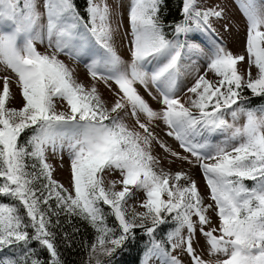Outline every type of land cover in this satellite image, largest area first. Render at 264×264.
<instances>
[{"label": "snow or ice", "instance_id": "1", "mask_svg": "<svg viewBox=\"0 0 264 264\" xmlns=\"http://www.w3.org/2000/svg\"><path fill=\"white\" fill-rule=\"evenodd\" d=\"M237 3L246 19V55L234 54L212 27L213 19L225 17L219 5L180 0V18L166 23L167 0H129V63L113 47L122 22L113 27L108 0H85L82 10L74 0H43V12L37 0H0V65L15 77L0 75V264H65L57 230L71 247L64 224L72 225L73 217L94 233L90 244L85 241L86 264H115L138 235L148 237L141 264L153 258L184 264L173 254L177 249L191 264H264V108L258 115L245 107L251 98H264V2ZM223 28L229 31L228 24ZM198 34L215 39L205 71L194 70L182 101L181 60L185 49L203 51L194 42ZM61 55L83 58L92 83L78 81ZM97 82L114 96L111 103ZM12 84L20 107L10 106ZM138 85L157 100L159 110ZM241 114L245 123L237 125ZM157 121L187 155L153 131ZM154 144L167 155H154ZM49 149L60 167L67 154L69 188L54 179ZM164 161L198 167L210 202L190 172H173ZM114 174L117 179H107ZM138 192L142 211L129 203ZM210 213L217 217L215 225ZM78 231L72 225V232ZM197 231L209 259L193 246Z\"/></svg>", "mask_w": 264, "mask_h": 264}, {"label": "rangeland", "instance_id": "2", "mask_svg": "<svg viewBox=\"0 0 264 264\" xmlns=\"http://www.w3.org/2000/svg\"><path fill=\"white\" fill-rule=\"evenodd\" d=\"M204 6L210 7L213 5H219L221 8L225 10V17L221 20L213 19L212 21V27L216 30V33L223 39V41L226 43L227 47L234 53V54H241L245 53V41H246V19L244 15L242 14L237 0H203ZM261 2H264V0H261ZM109 5L114 10V19H113V27H116V23L122 22L121 27L114 31L113 33V47L115 48L117 54L121 56V58L125 62L131 61V55L129 52V40L130 36L126 35L129 31L128 26V6H129V0H108ZM37 8L39 11L43 12V0H37ZM42 23L46 22L42 18ZM228 24L229 25V31L225 32L223 25ZM183 39V37H181ZM215 37L211 34L204 35V34H198L195 43L199 45L203 51H197L196 49H193L192 51H188L185 49V54L182 57L181 64H182V72L184 73L181 78L180 82V92L178 95L183 100H186L187 97L184 95L185 89L187 86H190L193 82V72L196 68H199L200 72L203 73L205 71L206 67V54L209 52V49L213 43V40ZM190 42H193L191 40V37L189 38ZM38 50L43 52L45 50V46L37 44ZM246 55V53H245ZM61 59L65 60L66 63L69 64L70 67L75 68V76L78 79V81L83 82L85 85H90L92 83L90 77L88 76L87 69L85 67V60L82 58L80 61H74L70 60L68 57L61 55ZM238 67L243 70L247 67V61L242 62ZM256 69L252 68V74L255 75ZM0 75H11L13 76V79H15L14 74L10 72V70H5L3 65H0ZM209 79H214L213 75L210 73L208 76ZM0 85H2V81H0ZM98 90L102 94V98L105 99L108 103H111L114 100V96L112 93L103 85L101 82H97ZM116 86L113 84V88ZM140 94L144 97L145 100L148 101L150 106L154 110H159L161 108V105L157 102V100H153L152 97L148 94V92L145 91V89L142 86H137ZM150 90L154 95H157L156 89L151 84L149 85ZM12 92L15 96V99L11 102L10 106L14 107H20L22 106V99L19 95V90L15 86V84L11 85ZM264 108V107H263ZM257 114L260 115V112L257 111ZM141 119L143 120L144 117L141 116ZM229 122L231 121V117H227ZM246 117L241 114L236 121L237 125H243L245 123ZM126 122L129 124V126L134 125V120L128 116L126 117ZM158 124V127H155L153 131L173 150L180 152L182 155H187V153H184L183 150L179 147V143L173 139L172 137H169L165 135V133L168 131L167 127L163 124L161 121L156 122ZM221 137L219 135L212 137V140L215 142L216 140H219ZM153 154L157 156H165L167 155L164 153L163 149H161L158 145H153ZM171 159V158H169ZM48 162L55 165V171L53 173L54 179L58 180L60 183H62L66 188L70 187V172L68 168V157L67 154H64V161L63 167H60V160L59 157L54 156L51 152V149L48 150ZM163 167L166 169L170 168L171 171L175 172L177 170H185L190 172L192 177L197 181L198 187L202 193V195L205 197V203H209L210 201L207 199L208 196V190L205 186L204 178L199 170L198 167H191L187 163H183L180 161H175L171 164H169L167 161L163 162ZM118 174H114L112 176L107 177V179H117ZM143 193L138 192L137 193V199L132 200L129 203L137 206V211H142V208L138 207V201L142 200ZM212 217L213 225H215L217 221V217L214 213H210ZM195 219V218H194ZM199 227V226H198ZM186 234V230L184 232ZM196 250L197 254L201 255L204 259H209L207 253H206V244L205 239L203 236L200 235L199 231L196 233V241L193 245ZM173 254H178L180 256V259L184 262V264H191L189 257L186 253H184L181 249H177V251ZM141 264V263H140ZM150 264H160L158 260L155 258L150 261Z\"/></svg>", "mask_w": 264, "mask_h": 264}, {"label": "trees", "instance_id": "3", "mask_svg": "<svg viewBox=\"0 0 264 264\" xmlns=\"http://www.w3.org/2000/svg\"><path fill=\"white\" fill-rule=\"evenodd\" d=\"M77 6L82 10L84 7L85 0H74ZM180 0H167V10L164 12V20L165 22L173 21L179 19V6ZM166 31H168L166 29ZM245 95L250 96V92L245 91ZM245 107L255 108L259 111L260 108L264 107V98L255 97L251 98L249 102H246ZM26 136H22L21 140H24ZM246 183L251 186V181H246ZM107 207H105V211H107ZM64 217H61L62 223L64 222ZM112 218H109V224H112ZM72 225L79 228L78 232H72ZM72 225L64 224V231L70 233L71 238V247H68L62 241V236L57 230V243L61 245L60 251L62 253V259L65 264H86L87 260V250L85 248V241L89 244L92 242L94 233L93 230L83 221L73 217ZM167 228L174 227V225H167ZM139 232V230H137ZM163 229L158 230L157 238H162ZM148 237L143 236L140 237L138 235L137 241L134 245H127L126 250L119 252L117 254L118 258L115 261V264H140L141 258L144 253V249L147 245ZM42 257L45 255L43 252L40 254Z\"/></svg>", "mask_w": 264, "mask_h": 264}]
</instances>
